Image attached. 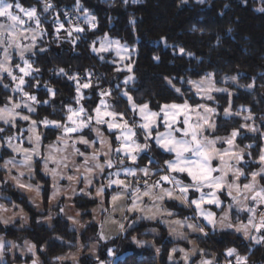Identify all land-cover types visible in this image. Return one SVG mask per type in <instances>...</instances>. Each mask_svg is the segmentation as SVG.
Wrapping results in <instances>:
<instances>
[{"label":"snow or ice","instance_id":"6c2138e0","mask_svg":"<svg viewBox=\"0 0 264 264\" xmlns=\"http://www.w3.org/2000/svg\"><path fill=\"white\" fill-rule=\"evenodd\" d=\"M125 3L128 0H124ZM203 3L204 0H199ZM246 2V0H245ZM264 4V0H261ZM54 7L49 0H43V10L48 12ZM227 7V5H225ZM74 8L78 12H83L84 20L83 24L91 27L95 30L97 27L96 17L91 15L84 6L80 3V0H76ZM260 12H264V7L258 9ZM22 14V15H21ZM23 17H27V20ZM59 19V17H57ZM29 21L35 23L36 27L23 28L21 26L27 24ZM42 21L38 15L36 7L25 8L19 3V0H0V52L3 53V59L0 60V84H3L5 89L11 87L10 84L3 83V73L16 82L13 91L22 93L21 99L27 100L23 103L16 102L14 97H5L0 103L3 107H0V122L10 127L5 128L0 126V149L10 148L12 151L23 154V159L17 162L14 158H9L5 161L3 168L9 173L8 179L15 182L16 186L21 189L33 190L37 194L41 192L40 185H32L31 183L22 182L21 178L25 176L23 171H20L18 175H11L13 169L19 166L27 167L29 170V180L33 178L32 173L35 171V164L37 163L35 157L41 156V144L42 136L38 133V125H43L45 128L52 126L62 135L59 138L65 145V150L69 146V139H73L75 143L71 146L73 148V154L84 157L82 164H73L74 172L80 175H67L60 172V167L68 168V156H63L60 159L53 154H49L43 158V171L45 175L51 176L53 181L59 179H67L68 181L82 182L83 187L73 188L72 196L65 197L66 199H72L76 195L82 194L92 200L99 197L101 200V210L108 212L109 209L104 207L105 202L111 205V211H116V205L118 201L127 198L128 203L121 205V211L127 213H139L132 219L130 224L125 225L124 222L116 221L112 219L113 223H117L119 231L121 233L126 232L129 228H132L138 220H156L162 215L174 216L171 210H167L163 207L165 201H180L186 207L193 206L198 216L206 223L198 225L188 222L194 217H185L184 220L174 221H161L165 224L186 225L188 229L202 234L204 237H208L210 232H216L217 229H233L237 233H241L244 240L251 242L248 245V254L241 255L236 247H228L226 249L227 257H234L235 264H249V257L253 254L255 246L259 245L264 248V147H260L257 153L258 159L253 160V164H258L259 167L255 170L249 168L246 156L252 155L254 148L253 143L246 144L243 148L236 143L237 138L242 135V130L247 129L249 132L261 133L264 137V132L256 127L255 124L244 123L239 128H233L227 136L209 135L214 134L218 130V126L215 122V117L220 113L217 108L210 107L207 104L196 101L195 104L190 103L191 97H185L182 102H166L158 105V110H152L149 102H143L137 104L134 97L130 94L129 90L124 89L121 91L122 85L116 84L115 89L121 96L126 97V102L130 106V111L133 115L137 113L142 118L143 123H140L138 127L142 130L144 143L139 142L136 139V131L129 125L128 120L125 118L124 113L115 111L114 106L108 103V99H100L99 106L93 107L90 111L86 108L84 102L90 100L83 90L91 89L93 94L96 93L97 88L100 86L101 80H106L107 77L104 73L96 76L94 71L89 70L86 72V79L81 82V77L73 75L67 72L65 69L60 68L54 70L56 74L62 75L68 80H72L76 84L75 93L73 97L75 104L78 107L68 105L66 112L64 108H61V112L64 115L59 120H50L47 117L37 121L32 119L30 115L22 114L17 111L22 107H26L29 113L36 112L35 104H50L51 100H39L34 94L25 90V86L40 87L39 82L31 83L27 81L26 77H35L40 74V69L33 66V62L25 59L26 53L36 54V41L38 34L42 36L44 30L40 28ZM70 26L65 28L63 22L56 23L54 21L56 38L61 39V31L66 33V37L70 39L71 43L75 45L81 40V33H85V27L69 22ZM134 23V21H133ZM231 31V29H229ZM24 40H28L29 43L25 45ZM99 47L96 46L97 40H93L89 47L91 51L96 53L100 60H104L102 53H107L115 49L116 56L119 57L120 67H115L116 73H124L125 79L123 85L132 84L135 85L136 77L130 75L133 72V64L125 63V61L132 60L133 49H129L126 44H122L119 39H111L105 34V36L98 38ZM17 50L20 59L23 61V66L20 64H12L13 50ZM40 52H47L46 48H40ZM179 52L185 54V49L180 48ZM122 53H124L122 55ZM192 55V53H187ZM155 60H159V57H154ZM112 65H116L118 62L113 60L110 62ZM18 69L20 75L15 74V70ZM214 74L207 73L199 80H188L187 82L192 84L196 88V94L202 95V99L206 97L208 101L215 99L211 92H227L224 88L211 87ZM172 86L176 93L180 94V97L184 96V93L180 88H177L170 79L165 78ZM234 81L236 77L232 78ZM261 79H264L262 74ZM95 82V83H94ZM52 99L55 98L57 92L54 88L44 85ZM246 87L255 88V78L253 82ZM264 87V84L261 85ZM232 94L229 93V96ZM113 90L111 88L103 89L99 91V97L112 98ZM179 99V97H178ZM245 110L248 111V115L244 116V120L254 121L251 109H245L241 106L240 111L235 115H240ZM53 111H56L53 108ZM95 113L94 115L92 113ZM225 116L231 115V100L228 102V107L223 109ZM193 115L195 119H193ZM17 119L23 121H29L30 126L27 129L32 135L28 136L29 144L33 147L26 148L21 144H13V140H19L20 136H13L10 134L11 127L16 126ZM261 122L264 123V116L260 117ZM162 120L164 126L168 129L164 133L157 132L153 135L155 129L160 127L159 121ZM94 122V123H93ZM106 125L108 130L119 131L121 133L120 139L122 142L120 146L113 148L110 142L103 139L102 133L98 126ZM95 132L97 137H101L99 144H107L106 151L96 152L93 151L90 156H86L89 148L95 149L97 147V141L91 139V134ZM155 141V145L169 153L174 157H163V167H160L161 160L156 157H141L138 153H145L152 151V145L147 141ZM218 143L227 144V148H217ZM79 144L83 146L81 148L75 145ZM52 145H49L51 148ZM59 151V149H57ZM112 153L116 154L115 161L112 158ZM122 154V155H121ZM130 160V164H125V160ZM148 163L145 165L144 160ZM155 160L157 170L155 173L151 172V165ZM54 163L56 167L49 168V163ZM218 162V163H214ZM81 168L84 169L81 173ZM106 169H119L113 172L106 173ZM143 174L144 177L151 175H158L163 172V175H159V179L152 184H148L145 181L144 188L142 189L137 181L135 184H130L125 178H121V171L126 176H131L134 180L138 175V171ZM97 173L101 176L99 181L100 186L95 187L97 183ZM174 174H186L183 179L178 178ZM241 177H250L248 182H242ZM190 178V180L188 179ZM107 183H104V180ZM7 179L3 181V184H7ZM165 184L172 187H166ZM115 186L114 193L106 194V189L113 188ZM52 198L54 199L60 192V188L56 183L53 184ZM95 191V196L92 194V190ZM205 189H208L206 192ZM197 194H199L197 196ZM110 197V199H109ZM231 198V201L225 207L223 198ZM144 198H148L149 204L144 203ZM205 205L215 206L221 210V214L218 216L215 211L205 210ZM236 206L239 212L246 214L244 220H239L238 223L232 222V208ZM175 206V205H173ZM0 210L7 211L8 209L4 205L0 204ZM23 210L21 209V212ZM64 209L61 208L60 212L63 213ZM95 211V210H93ZM24 219L23 217H21ZM49 221L52 217L47 218ZM72 220L73 224L79 223L74 217H68ZM125 221L129 218L127 215L123 217ZM26 220V219H25ZM9 219L0 217V223L4 226H8ZM206 229H208L206 231ZM153 231H155L153 229ZM175 231V229H173ZM183 237V234H180ZM59 238V237H58ZM98 241H106L109 238L104 234L103 226L97 233ZM132 241L136 244H143V241L132 236ZM27 253H30L33 257L31 264H37V245L27 240L24 241ZM20 246L15 243L0 239V264H7L6 251H10ZM43 251V249H40ZM160 251L159 248L156 249ZM179 251L183 253V260L185 264H188L190 259L189 253L184 249L172 248L168 259L171 261L174 258V254ZM192 251H196L193 249ZM203 254L204 250H199ZM111 254V250L109 249ZM97 264H110V262L101 260L99 256L94 257ZM57 261H62L64 257H56ZM199 264H214L213 260L201 259Z\"/></svg>","mask_w":264,"mask_h":264},{"label":"trees","instance_id":"16d2710c","mask_svg":"<svg viewBox=\"0 0 264 264\" xmlns=\"http://www.w3.org/2000/svg\"><path fill=\"white\" fill-rule=\"evenodd\" d=\"M13 2V0H10ZM51 1V0H49ZM22 7H36L42 21L40 28L44 34L39 39L36 54H29L25 57L33 62L35 68L40 69V74L33 77H26L31 83L40 84V87L25 86V90L34 94L39 100H51L50 104H37V111L33 117L39 121L45 117L50 120H59L68 105L76 107L73 97L76 95V84L62 75L56 74L54 70L65 69L73 75H78L82 80L86 79V72L94 71L96 76L104 73L106 80L100 81V87L109 86L113 90L111 100H115L117 106L126 107V100L120 96L115 89L118 82L122 86L124 73L114 71L117 65H112L109 55L104 54V60L91 51L89 45L93 40H97L107 34L113 39H119L122 43L133 49L132 60L127 61L133 64V74L136 77L135 85H128L127 89L134 97L136 103L149 102L150 107L158 110V105L166 102H182L185 97H191L190 102L195 103L200 100L194 95L189 87L188 80H197L207 73L214 74L218 83L226 76H236L240 86L230 84L233 91L232 97L221 95L223 105H228L231 100L234 110L242 105L250 106L252 112L256 114L258 123L264 130V123L260 117L264 116V12L258 11L264 7L261 0H80L91 15L96 17L97 27L92 30L90 26L85 25V33H81V40L73 45L66 37V33L61 31V39L56 38L54 21L57 17L61 18L66 28H68L61 12H74V15L80 19L84 17L83 12H76L74 4L76 0H52L54 7L48 12L43 10V0H19ZM227 5V7H225ZM76 12V13H75ZM80 14V15H78ZM134 21V23H133ZM79 24V23H77ZM27 25L36 27L35 23L29 21ZM231 29V31H229ZM96 44V45H97ZM40 48H46L47 52H40ZM180 48L185 49V54L179 52ZM192 53V55H187ZM154 57H159L155 60ZM13 65L23 64L21 59H14ZM15 74H20L18 69ZM172 81L177 88L184 93L180 97L165 78ZM255 78V88L246 87L253 82ZM108 81L111 84H108ZM11 87L5 89L0 84V101L5 97L12 95L11 88L13 82L11 78L4 74V82ZM54 88L57 95L54 99L44 85ZM90 100L84 102L86 108L90 111L97 106L99 95L98 88L95 94L91 89L83 90ZM179 97V99H178ZM3 104L0 103V106ZM53 108L56 111H53ZM95 114L94 112L92 113ZM132 116H129L131 118ZM218 130L216 134L229 133L233 128H239L242 123L241 118H223L219 114ZM0 126L8 128L10 126ZM26 123L18 121L16 126L11 127L10 134H22V139L26 136ZM42 136L43 146L53 142L59 131L53 127L45 128L42 124L39 126ZM261 135H246L240 140L241 143L252 142V158H258L257 153L261 146ZM21 140V139H19ZM244 144V143H243ZM155 156L163 160V157L169 156L162 151H157L152 145ZM11 153L5 148L0 156V183L1 191L11 197V200H5L7 204L15 202L21 205L28 213L30 225L28 228H20V222L14 225L4 226L0 223V235L8 239L21 242L29 240L37 245V254L43 264H51V260L59 255L72 252L77 248V242L88 243L98 241V225L91 223L87 230L79 234L70 230L69 223L58 216L52 227L41 225L37 222L41 213L35 211L29 204L26 197L16 193L9 185L3 184L5 172L1 169L4 160ZM142 157H148L143 154ZM147 160L145 159L144 162ZM37 178L43 183V201L47 206L51 183L41 172V161H36ZM161 164V163H160ZM253 168L259 166L253 164ZM77 208L85 211L83 217L89 218V210L97 203L95 200H86L81 197L76 198ZM108 205V203L106 202ZM191 211L180 209L179 216H187ZM239 220L243 219L238 215ZM237 219V218H236ZM149 223H142L134 230L128 232L123 238L130 240L132 236L137 238L153 239L160 248L158 258L155 252L148 249L134 250L127 253L124 258L118 259L115 264H170L168 260L171 248L176 244L172 240L166 229L159 223L155 225L160 230V235L154 236L150 233H144ZM208 230V229H207ZM59 237V238H58ZM100 259L110 262L112 256L106 250L114 245L113 241L102 242ZM251 242L244 240L243 236L228 230H217L210 232L208 237L198 239L199 246L208 252L217 255L216 264H222L227 259L226 249L236 247L240 254H248V245ZM43 249V251H40ZM264 248L257 245L253 249V254L249 261L264 263L261 259L264 255ZM7 264H12L10 252L6 251ZM15 264L31 261V257H15ZM94 260L88 256L81 258L82 264H94ZM197 258L190 264H196Z\"/></svg>","mask_w":264,"mask_h":264},{"label":"crops","instance_id":"0c3cea01","mask_svg":"<svg viewBox=\"0 0 264 264\" xmlns=\"http://www.w3.org/2000/svg\"><path fill=\"white\" fill-rule=\"evenodd\" d=\"M38 15H39V13H38ZM23 18L27 20V17H23ZM21 27L27 28V27H31V26L25 24ZM32 28H35V27H32ZM41 37L42 36H40L38 34V39L36 41V50L35 51H37V49H38L37 47L39 44V39ZM23 43L25 45H27L29 43V41L24 40ZM29 54H32V53H26L25 57ZM16 58L20 59L18 51L14 49L13 50L12 63H13L14 59H16ZM2 59H3V53L0 52V60H2ZM21 66H23V64ZM4 74L5 73H3V76H4ZM18 75H20V74H18ZM12 82H13V87L11 88L12 95L10 97H14L16 102H19V103L25 102L27 100V98L25 97L24 100H22L21 99L22 93L13 91V89L15 88L16 82L15 81H12ZM36 106H37V104L34 105V107H36ZM0 107H3V105ZM17 111L21 112L22 114L30 115L32 119H35L33 117V115L36 112L29 113L28 109L26 107H22L21 109H18ZM36 111H37V107H36ZM131 118H135V116L131 117ZM131 118H129V119H131ZM18 121L26 123L25 129H26L27 134L23 139L21 138V140L14 139L13 144L14 145L15 144H21L23 147H26V148L33 147L32 144H29L28 139H27L29 135H32L31 133H29L27 131V129L30 126V122L17 119V122ZM3 125H5V124H3ZM6 126H9V125H6ZM39 126L40 125H38L37 131L41 135V131H40ZM49 127H52V126H49ZM98 127L102 133L103 139L107 142H110L113 148L118 147L119 142L117 141L116 136H115V134L118 133V131L108 130L106 125H100ZM61 135H62V133L59 132L56 139L53 142H51L45 146H43V144H41V156L34 158L36 161L37 160L41 161V172L43 173V175L45 177H47L49 179V181L51 183V191L49 194L47 206H45L44 201H43V183L41 182V180H39L37 178L36 164H35V171L32 173L33 178L31 180H29V170L27 167H24V166L18 165L17 168L12 170L11 175H18V173L20 171H23L25 173V176L21 178L22 182L31 183L34 186L40 185L41 186L40 194H37V192L35 191V188H33V190H26V189H21L18 186H16L14 181L8 179L9 173L3 168V165L7 159L14 158L17 162H19L20 160L23 159V154H18L16 152L12 151V149L6 148L11 153V155L9 157H7L1 165V169L5 172V180L7 179V181H8L7 184H9L16 193H19V194L23 195L24 197H26L29 204L31 205V207H33L35 209V211H37L38 213H41V216H39L37 219V222L39 224L45 225L48 227H52L54 220L58 216H60L69 223L70 230L75 231L79 234L84 233L91 223L97 224L99 231H100L101 226H103L104 234L109 239L106 241H102V242H110V241L114 242V245L107 248L106 252L112 256L110 264H115L118 259L124 258V256L127 253L132 252V249H134V250L148 249V250L154 251L155 257L158 258L161 250L159 252L156 251V249L159 247L156 245V243L153 239L137 238L138 240L143 241L144 243L143 244H136L132 241V239L124 240L123 237L128 232H130V231L134 230L135 228H137L138 226H140L142 223H149L148 227L144 230V233H150L154 236H158V235H160V230L155 224L159 223L162 227H164L166 229L169 237L176 242V244L172 248H178V249L182 248L185 250V252L189 253L190 259L188 261V264H190L196 258H197L196 264H199V261L201 259H210V260L214 261V264H216L217 255L215 253H211V252H208L207 250L203 249L204 252H203V254H201V252L199 251L202 248L198 244V239H204L205 238L202 234H200L198 232H194L191 229H188L186 227V225L165 224V223L161 222L162 220L163 221H174L177 219L184 220L185 217H194L193 219L189 220L188 222L195 223L198 225H203L204 223H206L205 221H203L202 218H200L199 216H197V214L193 213V211L190 210V206L186 207L180 201H165L164 205H163V207L165 209L173 211L174 213H176V215L171 216V217L167 216V215H162V216L158 217L156 220H144V219L138 220L136 222V224L133 225L132 228H129L124 233H121L119 231L118 224L113 223L112 219H115L116 221H119V222H124L126 227H127V225L132 222V219L134 217L140 215L139 213H127V212H123V215H122V211H121L120 206L128 203L127 198H124L121 201L117 202L116 211L113 213L111 211V205L109 203L107 205L106 202L104 204V207L108 208L109 211L108 212L102 211L101 210V200L99 197H96L95 201L97 204L89 210L90 217L85 219L83 217V215L85 214V211L77 208L75 200H76V198H79V197L86 199V200H92V199H90L86 196H83L82 194L76 195L72 199H66L65 198V197H69V196L73 195L72 190L74 187L75 188L83 187V183L77 182V181H68L67 179H59V178H57L56 181H53L50 174L45 175V173L43 171V158L47 157L51 153V154L55 155L57 157V159H60L63 156L69 157V160H68L69 167L68 168L60 167V169H59L60 172L62 174H64L65 177L67 175H74V174L80 175V174H77L74 172L72 165L74 163L78 164V165L82 164L84 157H80V156L73 154V148L71 147L75 143V141L73 139H69V146L67 147V150H65L64 143L62 142V140L59 139L61 137ZM13 136H18V135L15 134ZM90 138L95 139L97 141V147L95 149L89 148L87 153H86V156H90L93 151L100 152V151H106L107 150V144H105V145L99 144V140L101 139V137H97L95 132H93L91 134ZM49 145H52V147L49 148ZM75 146L81 148L82 151L84 150L83 146H81L79 144H76ZM57 149H59V151H57ZM1 151H2V149H0V156H1ZM138 155H140V154L138 153ZM112 158L115 161V158H116L115 153H112ZM130 163H131L130 160H127V159L125 160V164H130ZM143 163L146 165L148 163V161H146V162L143 161ZM162 165H163V160H161L160 167H162ZM53 167H56V165L54 163L50 162L49 168H53ZM115 170H119V169H106V173L113 172ZM156 170H157V166L155 164V160H153V164L151 165V172L155 173ZM83 171H84V169L81 168V173H83ZM163 174H164L163 172H160L158 175H151L150 174L148 177H144L143 174L138 171V175L134 180L131 176H126V174L123 171H121V178H125L130 184H135L138 181L139 182L138 186H140L143 189L144 185H145V181H147L148 184H152L159 179V175H163ZM174 175H176L178 177L177 174H174ZM149 177H150V179H153L150 182L147 180V179H149ZM96 180H97V183L95 184V187H99L100 186L99 181L101 180V176L98 173L96 175ZM54 183H56L58 185V187L60 188V192L53 199L52 198V192L54 190L53 189ZM104 183H107L106 179L104 180ZM165 186L169 187V188L172 187L171 185H168V184H165ZM0 187H1V183H0ZM114 190H115V186H113V188L106 189V194L114 193ZM92 194H93V196H95L94 189L92 190ZM109 199H110V197H109ZM5 200H11V197L7 194H3V192L1 191V188H0V204L4 205V207L8 209L7 211L0 210L2 212L0 217L4 218V215L7 217L5 219H9L11 217L10 221H13V222L9 223V225H12V224H15L16 222H19L20 220L19 221L15 220L17 218L14 217L15 215L13 212V210H14L13 207H21V208H23V207L21 205L15 203V202H12V204H7L5 202ZM144 203L145 204L150 203L148 198H144ZM173 205H175V206H173ZM61 208L64 209L63 213L60 212ZM180 209H182V210L185 209L187 212L191 211V213H189L187 216H179L178 213H180ZM93 210H95V211H93ZM27 215H28V213H27ZM110 215H111L112 219L109 218ZM125 215H127L129 218L127 221H125L123 219V217ZM49 216L52 217L51 221H49L47 219ZM68 217H74L75 220L79 221V223L73 224L72 220L68 219ZM26 220H27V223H25V221L23 223L24 227H22V223L20 221V226H19L20 228H28L29 227V225H30L29 215H28V217H26ZM153 229L155 231H153ZM173 229H175V231H173ZM217 230H221V229L218 228ZM224 230L233 231L231 229H224ZM206 231H207V229H206ZM180 234H183V237H186V239L182 238V236ZM238 234L242 235L241 233H238ZM0 237H3L4 240H6L8 242H12V243H15L16 245L20 246L18 249H11L9 251L12 259H15V257H17V256H21L23 258L24 257H31V259L33 258L30 253H27L26 247L24 246L25 240L18 242L16 240L8 239L2 235H0ZM27 241H29V240H27ZM29 242H31V241H29ZM76 245H77L76 250L57 256V257H64L65 259H63L62 261H57L55 259L56 258L55 257L51 260V264H82L81 258L84 257L85 255L92 258L95 261L94 264H97V261L95 260L94 257L100 255V250H101L102 245L100 244L99 241H91L88 243H82L79 241V242H77ZM93 246H95V247H93ZM109 249L111 250V254L109 253ZM193 249H196L195 254H191L193 252L192 251ZM24 253H27V254L25 255ZM170 253H171V251H170ZM37 257H39L38 254H37ZM40 260H41V258H40ZM41 262H42V260H41ZM169 263L170 264H185V261L183 260V253L177 251L174 254L173 260H171V261L169 260ZM20 264H31V261H29V262L23 261ZM42 264H43V262H42ZM222 264H235L234 257H228L227 259H225L223 261Z\"/></svg>","mask_w":264,"mask_h":264},{"label":"rangeland","instance_id":"374dc122","mask_svg":"<svg viewBox=\"0 0 264 264\" xmlns=\"http://www.w3.org/2000/svg\"><path fill=\"white\" fill-rule=\"evenodd\" d=\"M132 1H137V0H132ZM9 2H10V1H9ZM49 2H50L51 4H53V3H52V0L49 1ZM76 12H77V11H76ZM76 12H75V13H76ZM73 13H74V12H73ZM78 15H80V14H78ZM77 17H78L77 19L79 20V25L82 26V27H84V26H85V25L83 24L84 17H83L82 19H80L79 16H77ZM60 22H63V21L61 20V18H59V19L56 20V23H60ZM65 28H66V26H65ZM108 37H109V36H108ZM109 38H111V37H109ZM111 39H113V38H111ZM121 43H122V42H121ZM122 44H124V43H122ZM96 46L99 47V44H97ZM129 49H131V48L129 47ZM93 53H94V52H93ZM95 54H96V53H95ZM104 54L109 55L108 57H111V58H110V61L116 60V61L118 62V63L116 64V65H117L116 67H120V66H122V65L119 64V57L116 56L115 49H113V50H111V51H109V52H107V53H102L101 55H104ZM123 54H124V53H122V55H123ZM132 54H134V53L132 52ZM96 55H97V54H96ZM125 63H128V62L125 61ZM129 74H130V75H134L133 72H132V73H129ZM233 77H236V76H226V77H224V78L221 80L222 83H218L217 80L215 79V77L213 76V80H212L211 87H213V88H224V89H227L228 91H227V92H215V91L211 92V95H213V96L215 97V99L212 100V101H208V100L206 99V97L202 99V95H198V94H196V88H195L192 84H190V83H189V87H190L191 90L193 91L194 95L200 100V103L207 104V105L210 106V107L217 108V111L220 113V115H221L223 118H226V119H228V118H241V120H242V123H241V124H244V123L253 124V123H254L256 127H258V128L261 129V132H264V130H262V128H261V125L258 123V120H257V118L255 117L256 114H255L254 112H252V115L254 116V121H253V120H249V121L246 122V121L244 120V116L248 115V111L245 110V111L242 112L240 115H235V113H237V112L240 111V108H241V107H239V109L234 110V108L232 107V103H231V112H232V114H231V115H228V116H225V115L223 114V109L226 108V107H228V105H226V106L223 105L224 100H223V97H221V95H229V93H231V94L233 95V91H232V89H231V87H230V84L236 85V86H238V87L240 86L237 77H236V80H235V81L232 79ZM202 78H203V77H202ZM202 78L197 79L196 81H199V80H201ZM124 79H125V76L123 77L121 83H123V80H124ZM82 81L84 82V80H82ZM94 83H95V82H94ZM108 84H111V82L108 81ZM116 84H118V82H117ZM116 84H115V86H116ZM129 85H131V84H129ZM127 87H128V85H124V86H122L121 91H123L124 89H127ZM101 88H103V89H108V88H110V87H109V86H106V87H100V88H98V95H99V91H100ZM127 90H128V89H127ZM232 95H231V97H232ZM120 96H121V95H120V93H119V98H120ZM121 97L124 98L125 100H127L126 97H123V96H121ZM100 99H108V103L111 104V105H113V106H115V102H113V101H112L111 99H109V98H102V97H99V100H100ZM99 100H98L97 106H99ZM189 102H190V101H189ZM190 103H193V102H190ZM137 104H138V103H137ZM193 104H195V103H193ZM242 106H244V105H242ZM77 107H78V106H77ZM150 108H151V107H150ZM244 108H245V109H250V106H246V105H245ZM114 109H115V111H117V112L124 113V116H125V118L128 120L129 125H130L131 127H133L134 130H135L136 133H137V135H136V139H137L139 142L144 143L145 141H144V139H143L142 130L138 127V125H139L140 123H143V120H142V118L139 116V114L137 113L136 115H133L132 112L130 111V106H129L128 103H126V107H125V108H122V106L119 105V106H117L116 108L114 107ZM151 109L155 111V109H153V108H151ZM129 116H132V117L135 116V118H131V119H129ZM193 119H195V116H194V115H193ZM214 119H215V122H216V124H217V126H218V125H219V123H218L219 115H217ZM131 122H132V123H131ZM135 122H136V123H135ZM159 123H160V127H159L158 129H155V130H154L153 135H156L157 132H159V133H164V132H166V131L168 130V129L164 126L162 120H160ZM228 134H229V133H226V134H216V133L211 134V133H210L209 135L227 136ZM258 134L261 135V133H259V132H258V133H253V132H249V131H247V129H243V130H242V135H241L240 137L237 138L236 143L239 144V146H240L241 148H243L246 144H248V143H252V142H250V141H248V142H244V141H243V143H244V144H243V143H241L242 140H240V139L245 138L246 135H258ZM120 135H121V133H120L119 131H118V133L115 134L116 137H120ZM260 137H261V146H260V147H264V137H262V136H260ZM117 141L119 142L118 146H120V144H121L122 141H121L120 139H117ZM147 142L150 143L151 145H153L154 148H157V151L159 150V151H162L163 153L169 155V156H166V157H170V156H171V157H174V153H173V154H169V153H167V152H165V151L159 149V148L155 145V141H154V140L147 141ZM216 147H217V148H227L228 145H227V144H221V143H218V144L216 145ZM145 153L148 154V157H155V154H156V153H154L153 150L150 151V152H145ZM145 153H139V154H140L139 156L142 157L143 154H145ZM121 155H122V154H121ZM257 159H258V158H257ZM246 160L248 161V166L245 168V171H248L249 168L252 169V167L254 166L253 163H252V161L254 160V158H252V155H251L250 157L246 156ZM214 163H218V162H214ZM162 167H163V165H162ZM258 167H259V166H257L256 168H253V170L257 169ZM177 175H178V178L183 179V178L185 177L186 174H177ZM188 179L190 180V178H188ZM249 179H250V177H241V181H242V182H248ZM147 180L150 182V181H152L153 179H150V177H149V179H147ZM205 191L207 192L208 189H205ZM198 195H199V194H197V196H198ZM223 199H224V205H225V207H226V206L228 205V203L231 201V198H227V197H225V198H223ZM13 209H14V210H13L14 214H16L14 217L17 218V219H15V220H16V221H19V220H20L21 223H22V227H24V226H23V223H24L26 217H28L27 212H26L23 208H21V207H13ZM21 209L23 210L22 212H21ZM190 210H192L193 213L197 214V216H198V213L195 212L193 206H190ZM205 210L215 211V212L217 213L218 216L221 214V210H220L219 208H216L215 206L205 205ZM1 214H2V212L0 211V215H1ZM238 215H242V216H243V219H242V220H244V221L246 222V219H245L246 214L243 213V212H239L238 209L236 208V206L233 205V208H232V217H231V219H232V222H233L234 224H235V223H238V220L236 219ZM21 217H23L24 219H22ZM5 218H7V217L4 215V219H5ZM240 220H241V219H240ZM20 221H19V222H20ZM14 222H15V221H14ZM12 225H14V224H12ZM231 230H233V229H231ZM233 231H234V230H233ZM3 239H4V238H3ZM5 241H6V240H5ZM263 255H264V254H263ZM259 260L263 261V260H264V256H263L261 259H259ZM257 262H259L258 259H257L256 261H254V262H253V261H249V264H257ZM262 264H264V263H262Z\"/></svg>","mask_w":264,"mask_h":264},{"label":"built area","instance_id":"2783aa9c","mask_svg":"<svg viewBox=\"0 0 264 264\" xmlns=\"http://www.w3.org/2000/svg\"><path fill=\"white\" fill-rule=\"evenodd\" d=\"M63 10L64 11L61 12L60 15L63 17V19L66 22L68 27L70 26L69 22H72L75 24L79 23V20L77 19L78 17L76 15H74V13L65 11V9H63Z\"/></svg>","mask_w":264,"mask_h":264},{"label":"clouds","instance_id":"9594fccd","mask_svg":"<svg viewBox=\"0 0 264 264\" xmlns=\"http://www.w3.org/2000/svg\"><path fill=\"white\" fill-rule=\"evenodd\" d=\"M14 215H16V214H14ZM122 215H123V211H122ZM11 219V217L9 218V220ZM25 223H27V220H25ZM3 237H0V239H2ZM93 247H95V246H93ZM13 249H15V248H13ZM25 255L27 254V253H24ZM191 254H195V252L193 251ZM12 264H15V260L13 259V262H12ZM37 264H42V262H41V260H40V258L39 257H37Z\"/></svg>","mask_w":264,"mask_h":264},{"label":"water","instance_id":"95a60500","mask_svg":"<svg viewBox=\"0 0 264 264\" xmlns=\"http://www.w3.org/2000/svg\"><path fill=\"white\" fill-rule=\"evenodd\" d=\"M113 102H115V100H112Z\"/></svg>","mask_w":264,"mask_h":264}]
</instances>
